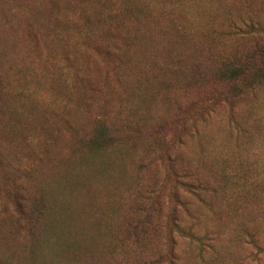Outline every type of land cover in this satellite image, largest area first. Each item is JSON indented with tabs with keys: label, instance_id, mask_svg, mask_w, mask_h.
I'll return each mask as SVG.
<instances>
[{
	"label": "rangeland",
	"instance_id": "1",
	"mask_svg": "<svg viewBox=\"0 0 264 264\" xmlns=\"http://www.w3.org/2000/svg\"><path fill=\"white\" fill-rule=\"evenodd\" d=\"M31 1L34 3L35 0ZM123 1L98 0L97 6L104 4L108 6L105 8H109L113 4L112 8H118ZM131 1L135 3L133 6L157 15L162 14L160 7L163 2L176 6L174 13L170 16L161 15L160 20L167 23L171 21L173 28L176 24L184 32L192 33L195 39L190 42V46L195 43V47L200 49L221 53L224 50L222 48L235 50L247 41L243 36H236V40L234 36L226 37V40L215 37L220 29L228 26L229 20L233 18L231 16L245 15L247 0ZM13 3H16L12 7L16 9L17 17H12L19 23L15 27L5 23L9 14L3 10L10 7L9 3L0 2V52L9 55L2 73L5 75L4 87L10 93L6 100L13 98V105L23 103L24 108L10 104L14 107L13 112L7 118L0 117V153H4L0 160V215H3L5 202L12 208L15 201L13 190L7 189L6 183L8 187L17 186L15 190L19 191V187L26 185L29 191L31 173L33 183L41 188L46 185L54 188V184L63 182L64 176H67V186L61 197L57 188H54L57 190L54 193L56 202L62 201L64 206L61 208L62 215H70L64 226L60 224L64 233L68 229L72 230L68 231L69 236L70 232L73 236V242L77 237H83V241L80 246L75 244L74 247H78L71 249L56 236L50 244L43 246L44 264L130 263L136 258L132 244L125 243L120 250L115 251L112 237L125 238L120 227L124 218L131 214L127 204L131 203V197L128 191H120L118 178L122 181L123 177L128 176L127 180H132L137 163L129 155L121 154L125 152L124 149L110 152L105 157L102 155V162L97 164L90 163V155L86 154L88 149L85 148L80 158L74 159L79 136L75 132L90 131L98 114L113 113L118 109V101L129 91L124 77L135 79L143 75L150 76L149 81L153 82L155 78L151 72L144 73L140 69L134 60L135 52L130 49L122 53L110 67H105L104 57L92 50L89 44L86 28L62 42L49 35L47 22L54 26L65 17L79 19L74 17L78 15H66L71 9L79 14L80 1L62 5V9L57 8L59 14H55L54 10H44L42 4L35 6L38 8L36 10L25 9V0H14ZM253 3L259 9L258 22L264 25V0H254ZM182 8H186V12ZM25 15L35 21V27L30 32L25 29ZM0 59H3V54H0ZM76 73L79 77L73 80ZM86 79L97 89L96 92L87 86ZM16 84L23 89L25 87V99H19L22 101L11 94ZM71 84H78L73 91L80 93L75 103H68L65 98ZM131 88L133 86L130 85ZM203 93L195 89L188 96L173 97L172 102L163 103L160 100L162 104L154 108V119L146 120L144 113L142 131L154 137L158 122L173 119L178 113V106L197 97L211 98L210 93ZM236 106L242 130L229 125L230 121L226 117L229 107L225 104L218 107L211 117L207 116L206 122L202 116L196 117L194 121L198 123L200 133H187L184 143L174 150L178 152L181 163L192 165L193 170L197 169L200 174L213 180L223 181L220 192L208 196L207 201L191 198L195 216L181 213L185 219L195 218V229L201 234H208L209 244L202 247L176 233V264H264V84L253 94L237 100ZM28 114L31 122L21 129L19 123L25 124L23 119ZM27 126L29 130L26 133ZM48 136L53 139H48ZM140 151L129 149L132 154ZM227 160L232 162H227L229 168L223 166ZM239 162L245 167L240 179L224 175V172L234 171L237 168L235 163ZM103 164L105 170H109L108 164L112 166L110 175L109 172L100 174L99 170H95ZM151 167L145 172L147 175L143 184H151L155 175L159 177L160 173H165L156 164ZM127 187L131 188L129 185ZM14 216L13 213V217L0 224V250L5 256L21 253L24 259L25 228L15 225ZM73 226L76 228L73 229ZM84 230L86 232L83 234ZM166 232V227H163L161 239L166 237ZM153 243L152 253L168 250L158 239ZM140 249L147 253V248L142 245ZM69 255L72 260L65 258Z\"/></svg>",
	"mask_w": 264,
	"mask_h": 264
},
{
	"label": "trees",
	"instance_id": "2",
	"mask_svg": "<svg viewBox=\"0 0 264 264\" xmlns=\"http://www.w3.org/2000/svg\"><path fill=\"white\" fill-rule=\"evenodd\" d=\"M11 1L12 3L10 0H0L10 5L2 9L5 14H9L6 16L5 23L15 27L19 25L18 21L12 17V15L17 17L16 9L12 7L16 3H13L14 0ZM75 1H80L79 14L71 9L66 16L78 15L74 17L79 19L65 17L60 24L54 26L47 22V30H50L49 35L53 39L62 42L71 38L82 28H86L89 44L92 50L104 57L105 67H110L119 60L122 53L130 49L135 52V63L144 73L151 72V76L155 79L151 77L154 82L149 81L150 76L144 75L135 79L124 77L123 80L129 87V91L118 101V109L113 113L98 114L91 124L90 131L75 132L79 136L76 139L77 150L74 159L80 158L83 148L88 149L86 154L90 155V163L96 164L102 162V155L105 157L115 150H125L121 154L129 155V158L137 163L132 180L128 181V176L123 177L122 181L118 178L120 191L121 189L128 191L131 197V203L127 202L131 214L124 218L120 227L125 238L112 237V246L115 251L120 250L125 243H130L134 247L133 252L136 258L130 263L123 261L122 264H161L163 262L176 264V245L178 244L176 233L181 238L189 239L202 247L209 244L208 234H201L195 229L196 225L193 224L195 218L185 219L181 213L186 212L195 216L191 198L207 201L208 196L217 195L220 192L223 181L213 180L211 177L200 174L197 169L193 170L192 165L181 163L178 152L174 150L184 143L187 133L189 135L200 133L198 123L194 121L196 117L200 115L205 121L207 116L211 117L218 107L221 108L225 104L229 107L226 116L230 121L229 125L243 129L238 119L236 101L253 94L264 84V25L258 22L259 11L257 10L259 9L254 6V0H244L247 5L245 15L231 16L233 18L229 20L228 26L220 29L215 37L226 40V37L234 36L236 40V36H243L247 41L235 50L228 47L222 48L224 50L221 53H215L211 49H200L195 47V43L190 46V42L195 39L192 33L184 32L176 24L173 28L171 21L161 22V15L170 16L175 12L176 6L166 2L160 5L161 15L149 14L144 8L133 6L135 3L131 0L123 1L118 8H112L113 4L109 8H105L108 6L104 4L97 6L98 0H35L34 3L31 0H25V9L38 10L35 6L42 4L44 10H54L55 14H59L57 8L62 9V5H72L71 3ZM181 10L186 12L187 9ZM34 27L35 21L25 15V29L30 32ZM0 54H3V59H0V62L2 61L0 117L7 118L8 114L14 110L12 109L14 107L10 105L13 98L6 100L10 93L4 87L5 75L2 73L9 55L5 52ZM78 77L76 73L73 80H77ZM86 84L91 86L93 92L97 91L87 79ZM77 85H69V91L65 94L68 103L77 101L80 93L73 91L74 86ZM130 85L133 86L131 90ZM195 89L204 91L205 95L210 93L211 98L197 97L178 106V113L173 119L169 122L157 123L155 136L152 138L142 131L145 114L146 120L154 119V108L160 106L162 102L167 103L178 95L188 96ZM11 94L14 97L17 96L18 100L21 97L25 99V87L23 89L16 84ZM13 106L24 108L23 103ZM30 114L25 115L27 117L23 119L25 124L18 122L22 126L21 129L30 124ZM28 130L27 126L26 133ZM23 137L25 138V135ZM47 138L53 139L49 136ZM144 148H147L146 151H143ZM129 149L142 150L143 153L140 151L132 154ZM2 155H4L3 152L0 153V160L4 157ZM227 162L232 163L229 160L225 161L223 165L225 168H229ZM154 164L162 167L165 173L163 175L160 173L159 177L155 175L151 184H143L147 175L145 172L152 169L151 166ZM235 165L237 168L234 171L224 172V175L240 179L245 167L240 162ZM97 167L98 169L95 170H99L98 173L111 174L110 164H108L109 170H105V164ZM64 178L63 182L54 184L60 197L68 182L67 176ZM33 182L31 173L28 183L32 191L30 189L28 191L26 185L19 187L25 195L15 190L17 186L8 187L7 183L5 185L7 189L13 190L15 201L12 208H9L8 202L3 204V215H6L5 217L0 215V224H3L4 220H8L10 216L13 217L14 213L15 225L25 228L26 242L24 259L21 253L5 256L0 250V264H44L43 246L46 243L50 244L56 236V239H63L66 246L71 249L82 244L83 237H77L78 239L76 238L73 242L72 230L68 229L71 231L70 236L68 230L66 233L63 231L60 223L63 224L70 215L69 213L66 216L62 215L61 208L64 206L62 201L56 202L55 187L46 185L41 188ZM4 193L6 194L5 191ZM76 226H73V229ZM163 227H166L167 232L166 237L161 239L160 232ZM85 232L86 230L83 234ZM156 239L159 243L163 242L162 245L167 246L168 250L152 253L151 246ZM75 244L78 246L74 247ZM140 245L147 248V253L140 249ZM65 258L72 260L71 255Z\"/></svg>",
	"mask_w": 264,
	"mask_h": 264
}]
</instances>
